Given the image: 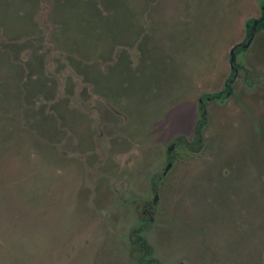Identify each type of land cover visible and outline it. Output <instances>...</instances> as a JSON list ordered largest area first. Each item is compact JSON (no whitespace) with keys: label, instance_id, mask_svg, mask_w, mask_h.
Instances as JSON below:
<instances>
[{"label":"rangeland","instance_id":"1","mask_svg":"<svg viewBox=\"0 0 264 264\" xmlns=\"http://www.w3.org/2000/svg\"><path fill=\"white\" fill-rule=\"evenodd\" d=\"M263 4L0 0V264H264Z\"/></svg>","mask_w":264,"mask_h":264},{"label":"trees","instance_id":"2","mask_svg":"<svg viewBox=\"0 0 264 264\" xmlns=\"http://www.w3.org/2000/svg\"><path fill=\"white\" fill-rule=\"evenodd\" d=\"M263 18H264V4H263L262 17L260 18V22L263 20ZM254 21L255 20H253L252 23H254ZM250 27H251V24L249 22V24L247 25V32L249 31ZM263 30H264V20L260 23L257 31L260 32V31H263ZM251 36L252 35L250 34V37ZM250 37L248 35L246 43H248V40L250 39ZM243 48H245V44L237 46L236 52L240 51V49H243ZM233 78H234V74L232 75L231 79L227 82V87L231 88L230 85H231V81H232ZM226 91H227V88L225 90V93H226ZM223 96H224V93L223 94L221 93V94H216V95H210V96H208V98H215V97L216 98H222ZM200 112H201V116H200V118L198 120V123H197V125L195 127L193 140L191 142L184 141V142L179 144L180 146H183L185 149H187L188 151H191V152H193V151L195 152V151L200 150V148L202 147L203 142H204L203 141V132H204V129L206 128V125H207V118H206V113H205L206 109L204 108V106L203 107L201 106ZM169 162L172 163L173 162V158L170 157L169 158ZM154 187H155V189H153V190L156 191V186H154ZM143 233H144L143 230H137L136 231V234H138L140 237L142 236ZM148 248H150V247H148ZM150 255L151 254L149 253L147 257H149ZM151 263L152 264H158L157 261L153 260L152 258H149V263H147V264H151Z\"/></svg>","mask_w":264,"mask_h":264},{"label":"flooded vegetation","instance_id":"3","mask_svg":"<svg viewBox=\"0 0 264 264\" xmlns=\"http://www.w3.org/2000/svg\"><path fill=\"white\" fill-rule=\"evenodd\" d=\"M262 9H263V7H262ZM262 17V16H261ZM263 20H264V18H263ZM262 20V21H263ZM261 21V22H262ZM257 22V23H256ZM260 19H258V20H255L254 21V23H252L251 24V27H250V29H249V31L247 32V28H246V32H247V38H248V35H249V37H250V34L252 35L251 37H250V39L248 40V42L250 41V40H252L253 39V37H254V35L256 34V33H258L259 31H257V29H258V27H259V25H260ZM261 32V31H260ZM242 44H245L246 45V43H242ZM241 44V45H242ZM237 48V47H236ZM243 49H245V48H243ZM241 50V49H240ZM235 61H236V56H238L237 55V53L239 52V51H237L236 52V49H235ZM233 74H234V77L236 76V74H237V69H238V66L236 65V63L234 62V64H233ZM227 88V91H226V95H227V92H228V90H231V88L230 87H226ZM225 97L223 96L222 98H208L207 100L208 101H210V100H216V101H222L223 99H224ZM201 106L203 107L204 106V104H203V100L201 101ZM206 113V112H205ZM170 166H171V164H170Z\"/></svg>","mask_w":264,"mask_h":264},{"label":"water","instance_id":"4","mask_svg":"<svg viewBox=\"0 0 264 264\" xmlns=\"http://www.w3.org/2000/svg\"><path fill=\"white\" fill-rule=\"evenodd\" d=\"M256 23H257V22H256ZM251 41H252V40H250V41L245 45V48L251 44ZM235 49H236V48H235ZM235 49H233V50L231 51V65H232V67H233V64H234V62H235V52H234Z\"/></svg>","mask_w":264,"mask_h":264}]
</instances>
